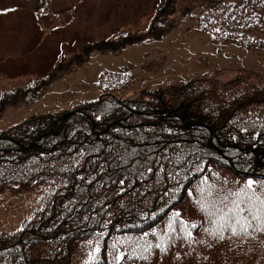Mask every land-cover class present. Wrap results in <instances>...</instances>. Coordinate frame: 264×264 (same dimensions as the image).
<instances>
[{"label": "trees", "instance_id": "1", "mask_svg": "<svg viewBox=\"0 0 264 264\" xmlns=\"http://www.w3.org/2000/svg\"><path fill=\"white\" fill-rule=\"evenodd\" d=\"M75 1L0 0V7L62 12ZM174 10L175 0H164L147 31L91 49L159 38V25ZM201 25L217 42L264 52V0H245L235 18ZM77 109L54 134L47 133L60 125L57 113L33 115L1 133L0 196L33 193L38 210L25 229L6 243L0 240V264H82L88 257L110 264L107 255L117 264L121 251L119 264H226L234 257L228 247L234 255L250 249L264 257V232L228 231L220 239L205 231L213 225L196 202L205 178L207 185L230 189L264 180L263 78H195L144 89L133 98L102 93ZM40 134L34 148L21 147ZM181 221L196 225L190 238ZM124 230L135 234L121 244L115 233Z\"/></svg>", "mask_w": 264, "mask_h": 264}, {"label": "rangeland", "instance_id": "2", "mask_svg": "<svg viewBox=\"0 0 264 264\" xmlns=\"http://www.w3.org/2000/svg\"><path fill=\"white\" fill-rule=\"evenodd\" d=\"M154 2L92 0L69 25V31L55 30L51 33L55 36H49L43 42L41 35L46 34L42 32L44 24L52 20L49 15L39 14L42 20L37 23L30 14H20L17 9L1 10L0 97L19 88L25 89L31 81L47 76L58 62L65 61L63 56L68 51L76 53L78 48L75 44H64V48L58 46L59 41L75 38V30L81 32L84 39L108 35L112 27L120 25L125 27V32L127 28L144 30ZM214 2L179 0V10L170 17L171 24L175 25L170 32L159 38H146L115 52L93 50L87 60L73 62L68 67L64 65L46 86L43 95L30 103L5 106L0 115V130L33 114L64 112L95 99L100 92L98 84L102 77L112 76L117 83L133 79L130 86L115 91L120 95L133 96L142 87L174 85L196 76L226 81L237 76L241 69L264 76V52L235 44L223 46L213 43L193 26L201 7ZM54 18L57 19L53 23L61 22L60 18ZM67 20H73V17L68 16ZM28 198L24 192L5 193L0 197V227L12 229L28 214L25 206Z\"/></svg>", "mask_w": 264, "mask_h": 264}, {"label": "snow or ice", "instance_id": "3", "mask_svg": "<svg viewBox=\"0 0 264 264\" xmlns=\"http://www.w3.org/2000/svg\"><path fill=\"white\" fill-rule=\"evenodd\" d=\"M203 183L206 187L199 188L198 186L201 196L196 202L201 210L207 214L210 223L213 225L211 229H205V231H209L213 235L219 233L220 239H223V233L228 231L233 235L247 234L252 228L264 232V180L248 179L236 189L207 185V178ZM179 216V212L173 213V217ZM181 223L184 224L185 234L190 238L192 233L189 228H194L196 225H189L185 221H181ZM168 228L175 231L172 221L169 222ZM144 235L147 236L148 234L145 233ZM156 247H161V245L157 244ZM147 250L148 248L145 247L144 251ZM96 251L99 252V247L96 248ZM135 251L134 248L133 252ZM124 258L125 253L121 251L116 257L117 264Z\"/></svg>", "mask_w": 264, "mask_h": 264}]
</instances>
